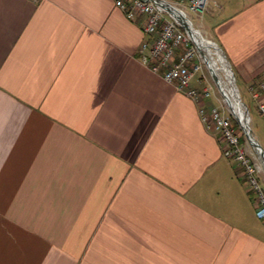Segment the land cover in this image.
Instances as JSON below:
<instances>
[{
	"label": "crops",
	"instance_id": "obj_1",
	"mask_svg": "<svg viewBox=\"0 0 264 264\" xmlns=\"http://www.w3.org/2000/svg\"><path fill=\"white\" fill-rule=\"evenodd\" d=\"M231 1L209 0L206 37L248 90L264 0ZM143 23L114 0H0V264H264L241 165L140 61Z\"/></svg>",
	"mask_w": 264,
	"mask_h": 264
},
{
	"label": "built area",
	"instance_id": "obj_2",
	"mask_svg": "<svg viewBox=\"0 0 264 264\" xmlns=\"http://www.w3.org/2000/svg\"><path fill=\"white\" fill-rule=\"evenodd\" d=\"M208 2L209 0H114L116 7L128 19H144L143 33L147 39L142 42L138 51L140 61L152 72L160 74L167 83L173 84L178 92L197 103L202 123L209 131L220 136L223 155L241 165L248 188L256 199L255 214L258 219L264 220V192L257 178V168L241 145L240 134L234 128L231 115L219 106L209 109L205 107L203 101L211 95V87L203 86L198 89L192 85L196 74L206 65V53L193 38L196 29L187 10L203 13ZM180 21L188 27L190 34ZM248 92L253 99L258 100L259 111L264 117V75L257 85L249 87Z\"/></svg>",
	"mask_w": 264,
	"mask_h": 264
},
{
	"label": "rangeland",
	"instance_id": "obj_3",
	"mask_svg": "<svg viewBox=\"0 0 264 264\" xmlns=\"http://www.w3.org/2000/svg\"><path fill=\"white\" fill-rule=\"evenodd\" d=\"M232 8H236L239 0H232ZM237 5V6H233ZM208 8V7H207ZM187 15L191 19L193 26L196 30L200 32L202 37L207 39V37H211V28L207 27V21H208V15L204 11L203 13H192L187 10ZM204 28H207V33H203L201 30H204ZM207 36V37H206ZM210 40V39H208ZM212 41V40H211ZM213 42V41H212ZM219 48V47H218ZM228 61V60H227ZM229 63V62H228ZM230 66V69L234 75V83L238 91V96L240 98L241 103L247 107L248 116L250 118V130L253 135V138L258 142V144L261 146L262 150L264 151V117L261 115L259 108H258V100H255L251 97L248 90L244 87V84L242 81L238 78V73L235 70V67ZM204 76V78H203ZM198 78L199 81L203 84V86H209L211 87V95L206 98L214 101V104L216 106H219L221 109H223L226 113H229L231 115L232 120H234V128L238 129V132L240 134V141L241 145L245 150V153L251 160V162L255 165L257 168V178L260 184L261 189L264 192V166L262 165V162L257 155V153L254 151L253 147L250 145L248 140L246 139L245 135L243 134V131L241 130L240 126L237 124L235 119L232 116V113L225 103L217 85L215 84L209 69L206 67V65H203L202 71L198 72L195 76ZM218 102H217V100ZM216 100V101H215ZM262 166V167H261Z\"/></svg>",
	"mask_w": 264,
	"mask_h": 264
},
{
	"label": "bare ground",
	"instance_id": "obj_4",
	"mask_svg": "<svg viewBox=\"0 0 264 264\" xmlns=\"http://www.w3.org/2000/svg\"><path fill=\"white\" fill-rule=\"evenodd\" d=\"M193 38L197 45L206 53V58L204 57L206 65L212 74L218 78V88L222 96L230 105L235 115L239 118L244 131L249 134L250 139L253 141L255 138H253L250 130V118L241 102H239V94L234 83V75L227 64L223 53L214 42L202 37L199 31L196 30V32H194ZM261 162H264L262 158Z\"/></svg>",
	"mask_w": 264,
	"mask_h": 264
},
{
	"label": "water",
	"instance_id": "obj_5",
	"mask_svg": "<svg viewBox=\"0 0 264 264\" xmlns=\"http://www.w3.org/2000/svg\"><path fill=\"white\" fill-rule=\"evenodd\" d=\"M180 23H182L185 26V28L187 29L188 33L190 34V31H189L188 27L182 21H180ZM200 53H201L202 56H204L201 50H200ZM224 58H225V56H224ZM225 60H226V62L228 64V66H229V63H228V61H227L226 58H225ZM229 68H230V66H229ZM211 74H212V72H211ZM212 77H213V80H214L215 84L218 87V83H219L218 78L215 75H213V74H212ZM223 99H224V97H223ZM238 99H239V102H241L239 96H238ZM224 101L227 104V106L229 107V109H230V111L232 113L233 118L235 119V121L237 122V124L240 126L241 130L243 131V134L245 135L246 139L248 140V142L250 143V145L253 147L254 151L257 153V155L259 156V158L261 157L263 159V161H264V151L262 150L261 146L258 144V142L255 139L253 141L250 139L249 134L244 131V129L242 127V124H241L239 118L235 115V113L233 112V110L231 109L230 105L226 102L225 99H224ZM241 104L243 105V107L247 111V107H245V105L243 103H241ZM247 114H248V111H247ZM261 158H260V160H261ZM262 165L264 166V162L262 163Z\"/></svg>",
	"mask_w": 264,
	"mask_h": 264
},
{
	"label": "trees",
	"instance_id": "obj_6",
	"mask_svg": "<svg viewBox=\"0 0 264 264\" xmlns=\"http://www.w3.org/2000/svg\"><path fill=\"white\" fill-rule=\"evenodd\" d=\"M263 97L260 98V100H262ZM233 123H234V120H233Z\"/></svg>",
	"mask_w": 264,
	"mask_h": 264
}]
</instances>
